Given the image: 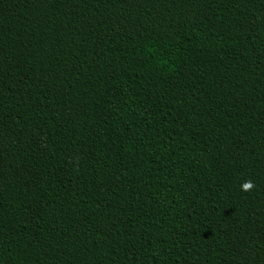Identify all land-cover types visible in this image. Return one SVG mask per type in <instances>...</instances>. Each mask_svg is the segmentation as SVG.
<instances>
[{
	"label": "trees",
	"instance_id": "1",
	"mask_svg": "<svg viewBox=\"0 0 264 264\" xmlns=\"http://www.w3.org/2000/svg\"><path fill=\"white\" fill-rule=\"evenodd\" d=\"M0 264H264V0H0Z\"/></svg>",
	"mask_w": 264,
	"mask_h": 264
},
{
	"label": "clouds",
	"instance_id": "2",
	"mask_svg": "<svg viewBox=\"0 0 264 264\" xmlns=\"http://www.w3.org/2000/svg\"><path fill=\"white\" fill-rule=\"evenodd\" d=\"M241 187L243 191L248 192V191H252L255 188V185L251 180H248L244 182Z\"/></svg>",
	"mask_w": 264,
	"mask_h": 264
}]
</instances>
